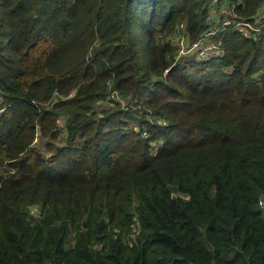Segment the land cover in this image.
<instances>
[{
	"label": "trees",
	"instance_id": "obj_1",
	"mask_svg": "<svg viewBox=\"0 0 264 264\" xmlns=\"http://www.w3.org/2000/svg\"><path fill=\"white\" fill-rule=\"evenodd\" d=\"M209 1L0 0V264H264V17ZM180 22L219 52L174 56ZM107 80L143 106L95 115Z\"/></svg>",
	"mask_w": 264,
	"mask_h": 264
},
{
	"label": "rangeland",
	"instance_id": "obj_2",
	"mask_svg": "<svg viewBox=\"0 0 264 264\" xmlns=\"http://www.w3.org/2000/svg\"><path fill=\"white\" fill-rule=\"evenodd\" d=\"M259 8H264V3H261L260 6L256 7V9L251 13V14H254L256 13V11L259 9ZM207 13H206V16L209 18V26L208 27H211L213 28L214 25H216V21L219 17H223V14L229 12L231 13L233 16L234 15H240L238 13H235L231 10L230 6L227 5L225 2L223 1H218V0H210L208 2V9H207ZM182 27V23H176L174 24V28L170 31L172 34H169V37L170 35H172V37L170 38V43L173 44L175 46V52H174V56H177V53H178V48H179V39L181 36H183V45H189L190 43H187V40L185 39V36H184V29H181ZM209 30V29H208ZM206 29L202 30L201 31V35L204 39H206L205 41L203 42H207V41H211L212 38L210 35V33H207ZM259 30V29H258ZM258 30H253V31H250V30H247V33H255V32H258ZM169 32V31H168ZM166 32V33H168ZM242 32V31H241ZM243 33V32H242ZM245 34V33H244ZM163 32H155L154 33V36L159 39H163L164 37L166 38L167 37V34L164 35ZM198 38V37H197ZM196 38V39H197ZM197 54H200L198 52H195ZM201 56V55H200ZM105 96L102 98H98L95 102L96 104V107L94 108V113L95 115H100L102 113V110L104 109H109L111 108L112 106H116V105H119V106H122V107H126V106H131L132 108H139V107H142L143 106V102L139 101L140 99H138L136 96H130L129 98L127 97H123L119 94V92L114 89L112 86H111V82L110 80H107L106 81V85H105ZM57 99L55 96H53V100ZM141 109H144V108H141ZM137 114V112L135 113ZM153 114V112L150 113V109L147 108V111L145 113L146 115V118L147 120H149L150 122L151 121H156L158 123H162L164 121L163 118L161 117H156L155 115H151ZM66 116H68V114H66L64 111L63 112H60V114H58L55 118V124H56V129H57V134L55 137H48V139L46 137H38V138H35V143H36V146H37V150H40L42 153H46V154H50L53 152V146L55 145H59L61 143H63L64 141V137H65V120H66ZM135 120H128V124L131 125L133 128H135L137 125L135 124ZM142 132L144 133V131L142 130ZM44 140V141H43ZM50 140V141H48ZM47 142H50L52 144V146H48L46 145ZM150 151H153L155 149V146H156V141L155 140H150ZM28 211L30 213H32L33 215H35L38 211H39V205L34 203V204H30L28 206Z\"/></svg>",
	"mask_w": 264,
	"mask_h": 264
},
{
	"label": "built area",
	"instance_id": "obj_3",
	"mask_svg": "<svg viewBox=\"0 0 264 264\" xmlns=\"http://www.w3.org/2000/svg\"><path fill=\"white\" fill-rule=\"evenodd\" d=\"M264 17V8H259L256 13L249 15V17H236V18H228L226 16H223L221 18V23L222 24H228L231 23L234 29H238L242 31L243 33H247V30L253 31V30H258L260 28L261 24V19ZM217 27V24L214 26V29ZM214 31L213 29H209L207 33H211ZM256 33V32H255ZM206 39H204L201 36H199L197 39L191 41L189 45H183V36L180 37L179 39V48H178V53H187L189 51L196 50L200 54H204L207 52H219L220 48L217 44V42L211 40L207 42H203ZM202 42V43H201ZM213 49V51L211 50ZM3 107L0 106V110ZM145 134V130H143ZM157 143V142H156ZM261 205H264V199L260 198L258 201Z\"/></svg>",
	"mask_w": 264,
	"mask_h": 264
}]
</instances>
